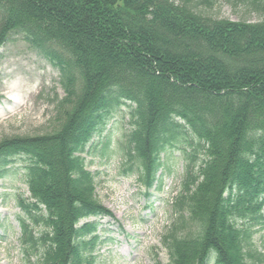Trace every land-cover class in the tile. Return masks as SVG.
Listing matches in <instances>:
<instances>
[{
	"label": "trees",
	"instance_id": "trees-1",
	"mask_svg": "<svg viewBox=\"0 0 264 264\" xmlns=\"http://www.w3.org/2000/svg\"><path fill=\"white\" fill-rule=\"evenodd\" d=\"M216 1L0 0V49L22 34L66 93L56 130L0 140V178L25 161L34 202L19 204L44 230L21 224L25 242L44 244L42 264L95 263L98 223H78L110 212L82 154L113 157L104 133L124 107L122 175L150 188L176 150L185 161L167 264H264V0H223L255 22L198 10Z\"/></svg>",
	"mask_w": 264,
	"mask_h": 264
},
{
	"label": "rangeland",
	"instance_id": "rangeland-1",
	"mask_svg": "<svg viewBox=\"0 0 264 264\" xmlns=\"http://www.w3.org/2000/svg\"><path fill=\"white\" fill-rule=\"evenodd\" d=\"M246 9L243 4L234 6L217 0L213 7L200 6L198 10L218 19L250 22L260 19L259 13ZM0 54V140L56 130L58 104L66 95L60 70L19 33L10 34ZM128 113L124 107L104 133L113 138V158L107 162L97 154H82L87 169L97 173L96 196L113 216L88 218L79 226L88 221L98 222L99 243L93 252L94 264H167L169 255L163 237L175 219L173 199L180 188L185 162L178 159L180 152L176 150L168 161L172 170L166 168L163 183L148 193L139 186L138 174L122 176L119 167L124 151L115 143L121 141L130 127ZM17 166L0 178V264H42L44 244L25 242L19 224L18 216H26L18 205L19 197L28 198L29 191L21 179L23 170ZM31 227L35 237L44 230L42 224L31 222ZM263 233L260 230L254 234L262 250ZM213 263L210 259L209 264Z\"/></svg>",
	"mask_w": 264,
	"mask_h": 264
}]
</instances>
